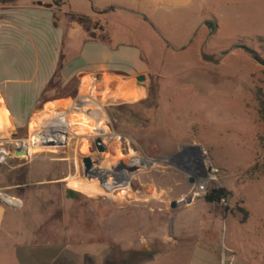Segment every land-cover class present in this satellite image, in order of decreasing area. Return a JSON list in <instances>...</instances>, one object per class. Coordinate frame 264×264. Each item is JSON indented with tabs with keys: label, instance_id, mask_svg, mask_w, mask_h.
<instances>
[{
	"label": "rangeland",
	"instance_id": "obj_1",
	"mask_svg": "<svg viewBox=\"0 0 264 264\" xmlns=\"http://www.w3.org/2000/svg\"><path fill=\"white\" fill-rule=\"evenodd\" d=\"M210 21L204 37L180 39L183 54L143 47L155 107L86 93L92 108L62 113L55 135L0 138V193L12 188L28 220L21 259L5 264H136L141 255L144 264H264V125L255 96L264 66L239 48L264 60V0H221ZM88 111L100 113L93 132L77 123ZM31 140L28 157H9ZM87 157L97 177H85ZM189 160L219 171L208 189L225 190L223 203H189ZM100 175L114 190L105 192ZM68 190L79 197L69 199Z\"/></svg>",
	"mask_w": 264,
	"mask_h": 264
},
{
	"label": "crops",
	"instance_id": "obj_2",
	"mask_svg": "<svg viewBox=\"0 0 264 264\" xmlns=\"http://www.w3.org/2000/svg\"><path fill=\"white\" fill-rule=\"evenodd\" d=\"M2 1L11 0H0V138L6 140L20 133L55 135L62 113H71L80 103L75 115L92 108L94 102L86 100V93L98 92L103 99L97 102L116 106L150 100L148 88L155 73L143 47L148 46L152 55L160 50L168 57L183 54L188 48L180 39L204 37L221 0ZM73 16L97 24L91 31L94 38ZM115 34L122 41L112 44ZM159 66L158 72L163 61ZM140 76L146 78L144 83L137 82ZM132 93L136 100L123 99ZM87 113L77 123L96 131L100 126L92 123L100 113L97 118ZM32 141L21 145L31 151ZM99 180L107 192L106 179L100 175ZM3 190L0 264L11 257L21 259L28 242L21 197L8 193L12 188Z\"/></svg>",
	"mask_w": 264,
	"mask_h": 264
},
{
	"label": "trees",
	"instance_id": "obj_3",
	"mask_svg": "<svg viewBox=\"0 0 264 264\" xmlns=\"http://www.w3.org/2000/svg\"><path fill=\"white\" fill-rule=\"evenodd\" d=\"M5 2L6 3H13V0H11V1H2V3H5ZM72 19L75 20L78 24L84 26V28H86V30H88V32H90V35L92 36V38H94V34H92L91 31H92L93 28L97 27V24H93L89 18L82 17V16H73ZM92 24L94 25V27H92ZM207 26L210 29L213 28L212 24H207ZM259 42L264 44V38H259ZM239 48L245 50L248 54H250L256 63H258L261 66H264V60L260 57L259 54L255 53V52H253L251 50H248V49H246L244 47H239ZM60 68H61V66H60ZM52 85H53V82H52ZM50 86H51V84H50ZM255 96H256V99H257V102H258L259 117H260L261 122L264 125V86L263 87H259V88L256 89ZM149 103L151 104L152 107L154 106L153 105L154 101L151 102L150 100H146V101L142 102L141 104H149ZM135 106H138V105H134V107ZM111 110H113V109H111ZM111 110H110V113H108V115L110 116L111 119L115 120V117H113V115H110L111 114ZM67 197L69 199H77L79 197V195H78V193H76L74 191L68 190L67 191ZM226 198H227V193H226L225 190H223V189H211L209 194L206 197V202L209 203V204H219L223 200H226ZM144 256L145 255H141L139 257L140 260H138L136 264H144V263H146L148 258H146Z\"/></svg>",
	"mask_w": 264,
	"mask_h": 264
},
{
	"label": "built area",
	"instance_id": "obj_4",
	"mask_svg": "<svg viewBox=\"0 0 264 264\" xmlns=\"http://www.w3.org/2000/svg\"><path fill=\"white\" fill-rule=\"evenodd\" d=\"M194 173V188L189 203H193L197 199H203L209 194L210 183L217 180L219 171L208 165L206 161L198 162L189 160ZM4 162V161H3ZM2 162H0L1 164ZM223 200L221 203H223Z\"/></svg>",
	"mask_w": 264,
	"mask_h": 264
},
{
	"label": "water",
	"instance_id": "obj_5",
	"mask_svg": "<svg viewBox=\"0 0 264 264\" xmlns=\"http://www.w3.org/2000/svg\"><path fill=\"white\" fill-rule=\"evenodd\" d=\"M136 80H137L138 83H144L146 81V78L143 77V76H140ZM18 146L19 147L16 148L14 152H11L9 154V157L10 158H20V157L25 158V157H28L29 156L28 147H22L21 142L18 144ZM97 148H98V151L100 153L104 152V149L99 144H97ZM82 163H83V166H84V175H85L86 178L97 177L99 171H96L94 169L95 165H94V162H93V160L91 158L87 157V158L82 159ZM177 207H178V203L174 202L172 204V208L175 209Z\"/></svg>",
	"mask_w": 264,
	"mask_h": 264
},
{
	"label": "bare ground",
	"instance_id": "obj_6",
	"mask_svg": "<svg viewBox=\"0 0 264 264\" xmlns=\"http://www.w3.org/2000/svg\"><path fill=\"white\" fill-rule=\"evenodd\" d=\"M29 153H30V151H29ZM127 171H132L130 168H128L127 169ZM122 180H127V181H129V179H128V175H123L122 177H121V181ZM112 190H114V188L112 187V186H108V189H107V192H110V191H112ZM110 194V193H109ZM108 196V195H107Z\"/></svg>",
	"mask_w": 264,
	"mask_h": 264
}]
</instances>
